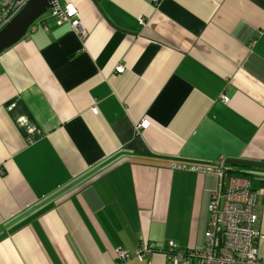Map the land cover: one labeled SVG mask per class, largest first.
<instances>
[{"label":"crops","instance_id":"crops-1","mask_svg":"<svg viewBox=\"0 0 264 264\" xmlns=\"http://www.w3.org/2000/svg\"><path fill=\"white\" fill-rule=\"evenodd\" d=\"M57 1L83 37L44 16L0 54V264L201 250L216 177L171 166L264 164V0ZM228 167L264 259V169Z\"/></svg>","mask_w":264,"mask_h":264},{"label":"built area","instance_id":"built-area-1","mask_svg":"<svg viewBox=\"0 0 264 264\" xmlns=\"http://www.w3.org/2000/svg\"><path fill=\"white\" fill-rule=\"evenodd\" d=\"M29 0H0V30L4 28L27 4ZM156 0H152L155 2ZM48 16L58 24H67L81 37L85 31L81 26L78 12L73 4H56ZM124 71L122 66L115 69L117 74ZM227 103L228 98L221 97ZM97 114L96 109H92ZM147 120L136 125V131L146 129ZM173 170H183L216 177L207 211L209 221L204 233V245L201 250H179L174 243L168 244L164 256L169 264H264L259 258L256 239L259 234L253 229L258 217L255 213L257 193L251 189L249 179L233 174L225 160L220 159L211 166L173 164ZM156 252L152 244L143 243L137 248L132 258L146 260ZM117 258L122 262L130 257L116 250Z\"/></svg>","mask_w":264,"mask_h":264},{"label":"water","instance_id":"water-1","mask_svg":"<svg viewBox=\"0 0 264 264\" xmlns=\"http://www.w3.org/2000/svg\"><path fill=\"white\" fill-rule=\"evenodd\" d=\"M57 0H29L24 8L0 30V54L21 41L28 29L48 11L53 9ZM228 165L264 169V164L244 161H229Z\"/></svg>","mask_w":264,"mask_h":264},{"label":"trees","instance_id":"trees-1","mask_svg":"<svg viewBox=\"0 0 264 264\" xmlns=\"http://www.w3.org/2000/svg\"><path fill=\"white\" fill-rule=\"evenodd\" d=\"M232 171H233V174H237L239 176H244V177H247V179H249L250 174H248V173H245V172H242V171L236 170V169H233Z\"/></svg>","mask_w":264,"mask_h":264},{"label":"rangeland","instance_id":"rangeland-1","mask_svg":"<svg viewBox=\"0 0 264 264\" xmlns=\"http://www.w3.org/2000/svg\"><path fill=\"white\" fill-rule=\"evenodd\" d=\"M46 15V14H45ZM44 15V16H45ZM48 18V17H47ZM253 171H255V170H253ZM258 172H263V174H264V171L262 170V171H255V172H253V175L255 176V177H259V173ZM251 183H252V181H251Z\"/></svg>","mask_w":264,"mask_h":264},{"label":"clouds","instance_id":"clouds-1","mask_svg":"<svg viewBox=\"0 0 264 264\" xmlns=\"http://www.w3.org/2000/svg\"><path fill=\"white\" fill-rule=\"evenodd\" d=\"M57 3H58V1H57ZM58 4H59V3H58ZM48 12H49V11H48ZM48 12L46 13L45 16H48ZM43 17H44V16H43ZM40 19H41V18H40ZM40 19H38V20H40ZM38 20H37V21H38ZM37 21H36V22H37ZM32 26H33V25H32ZM32 26H31V27H32ZM31 27H30V28H31ZM30 28H29V29H30ZM29 29H28V30H29Z\"/></svg>","mask_w":264,"mask_h":264},{"label":"flooded vegetation","instance_id":"flooded-vegetation-1","mask_svg":"<svg viewBox=\"0 0 264 264\" xmlns=\"http://www.w3.org/2000/svg\"><path fill=\"white\" fill-rule=\"evenodd\" d=\"M35 23H36V22H35ZM35 23H34V24H35ZM27 32H28V31H27Z\"/></svg>","mask_w":264,"mask_h":264}]
</instances>
